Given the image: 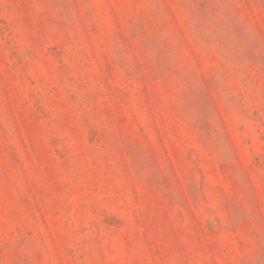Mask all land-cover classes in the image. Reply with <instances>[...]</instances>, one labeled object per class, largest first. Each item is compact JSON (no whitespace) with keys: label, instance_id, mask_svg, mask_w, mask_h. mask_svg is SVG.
<instances>
[{"label":"rangeland","instance_id":"rangeland-1","mask_svg":"<svg viewBox=\"0 0 264 264\" xmlns=\"http://www.w3.org/2000/svg\"><path fill=\"white\" fill-rule=\"evenodd\" d=\"M0 264H264V0H0Z\"/></svg>","mask_w":264,"mask_h":264}]
</instances>
